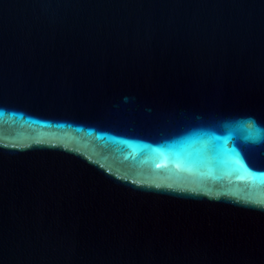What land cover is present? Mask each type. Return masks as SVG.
I'll return each mask as SVG.
<instances>
[{"label": "water", "instance_id": "1", "mask_svg": "<svg viewBox=\"0 0 264 264\" xmlns=\"http://www.w3.org/2000/svg\"><path fill=\"white\" fill-rule=\"evenodd\" d=\"M0 264H264V0H0Z\"/></svg>", "mask_w": 264, "mask_h": 264}]
</instances>
